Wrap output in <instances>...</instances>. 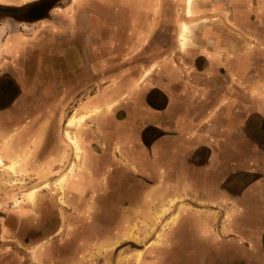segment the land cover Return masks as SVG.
Listing matches in <instances>:
<instances>
[{
	"label": "crops",
	"instance_id": "1",
	"mask_svg": "<svg viewBox=\"0 0 264 264\" xmlns=\"http://www.w3.org/2000/svg\"><path fill=\"white\" fill-rule=\"evenodd\" d=\"M41 1L0 0L2 158L46 126L37 158L60 178L77 163L65 123L83 117L70 201L135 180L127 208L172 211L161 241L183 227L193 264H264V0H197L182 48L159 39L174 36L176 0Z\"/></svg>",
	"mask_w": 264,
	"mask_h": 264
},
{
	"label": "rangeland",
	"instance_id": "2",
	"mask_svg": "<svg viewBox=\"0 0 264 264\" xmlns=\"http://www.w3.org/2000/svg\"><path fill=\"white\" fill-rule=\"evenodd\" d=\"M178 1L176 0L180 18H177L174 36L161 35L159 39L164 43H177L178 48H182V26L187 25L189 29L191 27V35L200 21L193 20L197 0H191L190 3L187 0H180L181 3ZM73 116L65 123L63 139L73 151L77 163H72L60 178L56 179V172L50 170L54 166L51 162L41 163L37 158L40 150L38 147L45 138L46 126L44 129L41 126L38 128L33 139L37 141L36 146L32 145L31 151L25 137L29 128L21 131L20 135L17 132V138L11 144V154L15 159L9 162L2 158L0 264H193L190 257H194V254L185 248L190 245V241L183 227L179 229L180 238L172 239L171 235H167L168 241H171H161L162 231L171 228L176 216L167 219L163 227L156 225L172 215V211L163 216L159 215L161 210L149 211L144 215L138 212V215L135 210L127 208L132 197L128 191L134 188L135 180L112 178L111 188L89 195L86 202H72L68 195H64L67 187L79 193L84 187L81 179L83 165L80 166L82 151H77L66 137L68 132L75 138L76 130L79 129L77 124L67 126L68 120ZM11 139L0 136L1 157L2 148ZM33 152H37L36 155L33 156ZM49 158L53 159L54 156ZM11 165L10 170L8 166ZM50 173L51 177L48 178ZM151 217L156 220L153 221ZM155 238L156 242H152ZM211 248L210 251L213 250ZM168 254H174V259H167Z\"/></svg>",
	"mask_w": 264,
	"mask_h": 264
},
{
	"label": "bare ground",
	"instance_id": "3",
	"mask_svg": "<svg viewBox=\"0 0 264 264\" xmlns=\"http://www.w3.org/2000/svg\"><path fill=\"white\" fill-rule=\"evenodd\" d=\"M187 2L190 3L191 0H187ZM0 32H1V29H0ZM189 32H190L189 27H188L187 25H183V26H182V33H181V40H182L181 45H182L183 47L185 46L186 42L188 41V39H187V35H186V34H189ZM82 118H83V117H82ZM82 118L80 117V119H79V118H78V119H75L74 117H72V118L69 120L68 125H69V126H74L75 123H76L77 125H79V124H80V121L82 120ZM66 136H67V138L70 140V142L76 147L77 151H80V148L78 147V143H77V141L75 140V138L71 137L70 134H67ZM0 165H2V157H1V156H0ZM8 168L11 170L12 165H11V166H8Z\"/></svg>",
	"mask_w": 264,
	"mask_h": 264
},
{
	"label": "flooded vegetation",
	"instance_id": "4",
	"mask_svg": "<svg viewBox=\"0 0 264 264\" xmlns=\"http://www.w3.org/2000/svg\"><path fill=\"white\" fill-rule=\"evenodd\" d=\"M60 0H52L50 3H49V0H43V1H41L40 2V6L39 7H41L42 8V12H49L51 9H52V7L54 6V5H56L58 2H59ZM40 8V9H41ZM28 13H30V11H27V12H25V14H28ZM38 93V92H37ZM38 96V95H37ZM34 118L35 119H38V121L40 122V125H41V118H40V115L39 114H36L35 116H34ZM39 125V126H40ZM64 132V131H63ZM45 140L46 141H53L54 142V140H55V132H50V134H49V136H47L46 138H45ZM87 199H82V201L81 202H85ZM156 255H154L153 254V257H155Z\"/></svg>",
	"mask_w": 264,
	"mask_h": 264
}]
</instances>
